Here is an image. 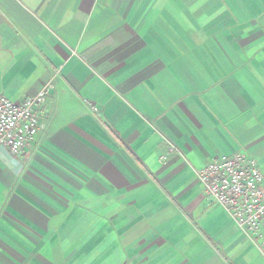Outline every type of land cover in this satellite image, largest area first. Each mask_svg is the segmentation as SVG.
Masks as SVG:
<instances>
[{
    "label": "crops",
    "instance_id": "obj_1",
    "mask_svg": "<svg viewBox=\"0 0 264 264\" xmlns=\"http://www.w3.org/2000/svg\"><path fill=\"white\" fill-rule=\"evenodd\" d=\"M50 82L32 146L0 150V264H264V222L197 176L264 173V0H0V96Z\"/></svg>",
    "mask_w": 264,
    "mask_h": 264
},
{
    "label": "built area",
    "instance_id": "obj_2",
    "mask_svg": "<svg viewBox=\"0 0 264 264\" xmlns=\"http://www.w3.org/2000/svg\"><path fill=\"white\" fill-rule=\"evenodd\" d=\"M54 89L48 83L22 103L0 96V150L14 164L28 150L41 128L39 110ZM97 111L95 106H90ZM204 195L225 208L248 236H256L264 222V173L256 159L243 153L214 158L197 173Z\"/></svg>",
    "mask_w": 264,
    "mask_h": 264
}]
</instances>
